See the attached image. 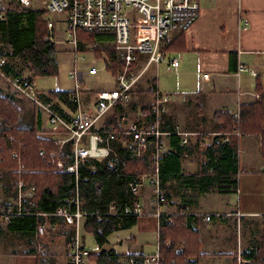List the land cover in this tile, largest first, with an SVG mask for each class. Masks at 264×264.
<instances>
[{
  "label": "trees",
  "instance_id": "trees-1",
  "mask_svg": "<svg viewBox=\"0 0 264 264\" xmlns=\"http://www.w3.org/2000/svg\"><path fill=\"white\" fill-rule=\"evenodd\" d=\"M31 6V5H30ZM42 10L19 3L11 4L5 10L4 18H0V70L5 75L23 77L28 73L27 81L35 80L38 76H53L58 74L57 61L58 44L46 36L40 37L37 22L40 20ZM47 26V24H46ZM86 39L95 42L94 53L96 58L103 61L106 66L119 65L114 48V34L101 32L90 35ZM166 46H164L165 48ZM238 58L231 52L230 70L236 71ZM149 86L135 90L127 104H118L110 111L109 117L113 122L123 114L134 111L139 105L147 104L151 100L153 90L157 86V78L149 77ZM256 90L260 96L251 102L240 104L236 114L228 110H215L213 113L214 130L229 132V139L223 141L221 135L209 136L206 141L203 136H197L188 145L180 142L177 134L167 136L164 151L159 165V173L164 188V193L173 204V198L178 197L180 212L172 215V221L161 220L158 230V248L161 264H192L197 260L189 259L188 247L178 248L185 240L177 241L175 237V224L182 215L191 218L188 214L197 206L199 197L208 192L229 193L235 192L239 187L238 174L240 173V148L239 135L255 134L261 138V155L264 159V88L260 78L256 79ZM71 89L39 90V97L43 101H53V108L63 117L70 118L58 102L64 103L70 113L77 109L71 97ZM16 92L6 93L0 87V152L9 151L16 159L13 152H17L21 160L12 162L0 154V168L8 169L6 177L9 187L12 188L17 179H23L28 185H34L32 210L23 214L14 215L12 226L25 231L33 232L44 220L36 211L54 212L67 197L77 193L81 197L82 207L89 213L85 229L92 230L101 249L91 254L95 264H119V257L125 253L117 252L113 247L102 248L108 236L121 228L132 227L137 218L133 214L124 212V206L130 197L129 181L137 174L151 170L152 147L142 157L122 159L114 164L108 157L104 161H83L79 167V179L75 173L68 172L67 166L72 162L73 151L71 141L56 155L50 152L57 151L58 145L54 142L57 131L44 126L45 114L35 102H26ZM146 107V105H144ZM166 114V113H165ZM164 114V115H165ZM164 118V117H163ZM176 125V124H175ZM172 128L164 130H175ZM205 131V130H199ZM44 148L45 155L39 153ZM191 150V151H189ZM197 151L198 163L196 172H185L182 158L185 152ZM23 169L18 171L19 164ZM115 202L117 214H109V205ZM26 203V202H25ZM103 218L98 219V214ZM163 213L162 215H164ZM215 216V215H213ZM164 218V216H162ZM49 223L56 225V231L67 236L70 240L73 232L62 218L50 216ZM65 232V233H64ZM170 242V245L167 242ZM166 250L162 252V247ZM178 246V247H177ZM261 245L243 249L241 255L250 260L241 264H260L259 256L264 255ZM169 252V249H173ZM38 264H52L47 251H38ZM203 254V253H201Z\"/></svg>",
  "mask_w": 264,
  "mask_h": 264
},
{
  "label": "built area",
  "instance_id": "built-area-1",
  "mask_svg": "<svg viewBox=\"0 0 264 264\" xmlns=\"http://www.w3.org/2000/svg\"><path fill=\"white\" fill-rule=\"evenodd\" d=\"M34 1L39 3L42 10L65 13L64 38L55 37L57 25L53 19L46 21L50 31L46 37L56 43H70L75 59L69 76L74 80L71 97L77 110L68 119L53 108V101H43L39 97L35 80L27 81L20 76H8L22 95L42 108L47 122L57 131L54 142L58 145V150L50 152V155H56L71 141L73 159L66 170L75 173L79 179V167L83 161L93 164L94 161H104L110 157L113 163L117 164L122 159L142 157L151 146V170L137 174L129 181L131 191L124 212L136 217L151 214L157 217L159 223L162 219L172 221V215L175 213L167 211L170 202L164 193L159 173L160 160L166 150L165 137L177 134L180 142L188 145L200 135L208 141L209 136L219 134L223 141H227L229 132L187 130L179 124L175 125V130H164L163 117L168 109L170 95L162 92L158 85L153 90L150 101L143 96L149 103L139 105L134 111L121 115L116 122H113L109 115L116 105L129 103L138 87L137 84L145 79L144 76L151 66L164 62L173 66L179 64L178 57L168 56L164 40L172 31L190 30L200 14L198 0H0V18H4L5 10L11 4L32 6ZM127 7L136 9L147 23L135 27V21L126 13ZM101 32L114 34V48L119 65L114 67L109 63L107 67L99 59L101 65L90 64L84 68L82 64L87 63V53L98 59L94 53L95 42L86 37ZM113 69L114 87L95 88L83 83L85 74H97L101 70L110 72ZM244 70L257 74L244 63L238 62L237 72ZM208 75L205 73L204 77ZM146 82L149 83L148 79ZM146 87L148 86L143 88ZM82 91L93 92L94 111L91 114L81 106ZM39 153L45 155L46 151L42 148ZM146 185L151 187L149 200L153 205L152 210L144 209L139 194L140 188ZM34 190V185H28L20 179L14 209L1 213L9 219L13 215L32 210ZM117 212L116 203L111 202L108 213L114 215ZM163 213L165 214L162 215ZM36 214L44 217L37 227V234L41 237H47L56 230V225L49 223L52 215L62 218L65 224L71 227L73 234L69 240L68 264H95L91 258L92 251L82 236V227L89 213L82 207L78 193L65 198L54 212L36 211ZM213 215L208 213L203 216L209 220ZM97 217L103 218L100 213ZM167 244L170 245V242ZM119 264H161L159 248L153 253L125 252L119 257Z\"/></svg>",
  "mask_w": 264,
  "mask_h": 264
},
{
  "label": "crops",
  "instance_id": "crops-1",
  "mask_svg": "<svg viewBox=\"0 0 264 264\" xmlns=\"http://www.w3.org/2000/svg\"><path fill=\"white\" fill-rule=\"evenodd\" d=\"M198 2L200 14L190 30L172 31L164 40V46L171 45L175 50L181 51V58L173 56L178 57L177 66L195 68L201 73L203 82L191 99L196 101L200 116L192 121L191 112L187 113L186 109L168 103L163 118L165 128L179 124L187 130L212 131L215 110H228L236 114L241 103L254 101L260 96V92L256 90L257 78L261 79L264 88V0H198ZM231 52L236 53L238 62L244 63L257 74L254 75L247 70L239 73L237 70H230ZM205 73L209 75L204 77ZM28 75V73L24 75L25 80ZM137 85V89L144 87L141 86V81ZM134 94L138 95L136 92ZM58 104L69 117L72 116L73 113H70L64 103ZM205 109L211 111L210 119L205 115ZM165 140L169 141L167 137ZM239 140L240 198L237 206L232 205V195L235 192H208L205 194L214 196L215 205L212 207L204 205L206 199H203L201 204L200 197L197 206L193 208L196 211L188 213L190 215L198 212L201 219L196 218L197 215H190V219L185 214L182 215V223L186 228L195 230V240L201 248V251L198 249L194 254L188 255L193 260L199 261V258H202L211 260V264L214 262L222 264L232 257V254H229L231 247L234 249L238 247L239 250L241 248V252L243 249L258 245L264 249V159L261 155V138L255 134H241ZM252 147L258 151L256 155L247 153ZM189 151L185 152L182 158L183 168L191 155L192 163H195V154ZM141 199L145 210L153 209L149 195L141 196ZM174 209H177L175 205ZM207 213L215 216L206 220L203 215ZM13 220V218L8 221L0 220V264H38V251L51 252V255L46 254L43 257H49L52 264H56L51 245H47V238L39 236L37 229L26 233L13 227ZM133 227L138 228L141 242L140 245L136 244L138 238L131 235L137 250L127 252H156L158 244L154 250H146L150 245L149 240L141 237L151 232H157L158 235L157 217L151 214L140 216L136 224L128 228ZM230 227H233V232L230 231ZM65 239L68 240L67 236ZM185 247L186 242L179 246ZM187 249L191 250L190 247ZM202 252L210 254H201ZM242 258L243 263L250 262L243 255ZM66 261L68 264L69 245ZM261 263L264 264V255Z\"/></svg>",
  "mask_w": 264,
  "mask_h": 264
},
{
  "label": "rangeland",
  "instance_id": "rangeland-1",
  "mask_svg": "<svg viewBox=\"0 0 264 264\" xmlns=\"http://www.w3.org/2000/svg\"><path fill=\"white\" fill-rule=\"evenodd\" d=\"M29 7H35L36 9L39 8V3L33 2L32 6ZM42 10V9H41ZM126 13L132 18L133 24L136 27L138 24H146L147 20L144 19V17L134 8L127 7ZM48 19H53L57 25L55 29V37L57 39L64 38L65 34L63 31L64 23H65V13L64 12H49L46 10H42L40 20L37 22V28L39 29V36H46L50 34V31L48 30L46 26V21ZM0 43L2 41L0 40ZM58 44V53H57V61L59 65V70L57 75L53 76H38L36 79V85L39 90H56V89H72L74 87V80L70 78L69 76V70L73 69L75 65V59L73 57V53L71 51V44L68 42H57ZM167 54L169 57H173L174 55L180 56V52L178 50H175L174 47L171 45H166ZM181 58V56H180ZM87 64H82L84 68H87L90 63L94 62L96 65L102 64V62L99 61V59H95L92 57V54L87 53ZM1 60V59H0ZM1 62V61H0ZM115 73V69H113L110 72H107L105 70H101L97 74H85L83 83L87 85L94 86L95 88H109L115 86V81L113 79ZM26 75V73H25ZM156 75L157 78V85L159 89L162 92H166L170 95V102L169 105L174 103L178 108L186 109L187 113L191 112L190 118L192 121H195L199 118V113L196 108V101H192L191 99L194 97V93L197 90V88L202 84L203 77L201 73L195 69V68H184L182 66H173L170 63H161L159 65L154 64L151 66V68L147 71L146 75L144 76L145 79L141 81V86H149V83L146 82V80H149V77L153 78V76ZM8 76L11 75H5V72L2 73L0 70V87L4 90L6 93L16 92L19 94L22 98L25 99L26 102H30L24 95H22L14 86L12 82V78H8ZM24 80V76L22 77ZM28 80V79H27ZM16 94V95H17ZM93 99L94 95L93 92L88 91H82L81 92V106L88 112L93 113L94 111V105H93ZM205 115L208 117V119L211 118V111L209 109H205ZM189 118V117H188ZM44 126L46 128H49V123L47 122V118L45 117V123ZM214 130V129H213ZM211 131V130H208ZM241 152V151H240ZM4 155L7 160H12V162L21 160L19 154L17 152H13V155L16 156V159L11 156V153L9 151H3L0 152V154ZM247 153H252V155H256L258 151L255 149V147H252V149H249ZM195 154V163H192L191 156H189L188 161H185V172L191 173L196 172V164L198 163V153L197 151ZM242 154V153H241ZM18 158V159H17ZM24 164L21 163L18 166V171L23 169ZM9 171V168L1 169L0 168V220L1 221H8L9 219L6 218L4 214L1 212L10 211L14 209V202L16 198V193H18V184L20 182V178L17 179L16 183L12 188H10L8 184V180L6 177V173ZM238 190H240L238 188ZM235 191V194L232 195L233 198V206H237L240 198V192ZM151 193V187L146 185L140 188L139 194L141 196H147ZM201 204L202 200L206 199L203 204L207 206H214V196L212 195H201ZM199 197V199H200ZM178 204L180 205L179 198L174 197L173 198V204H169L167 206V211L170 213H178L180 212V209L178 208ZM174 205L177 209H174ZM166 208V207H165ZM196 211V210H192ZM190 211V212H192ZM193 214H200L198 212H193ZM208 214V213H207ZM205 215V214H204ZM178 220V223L175 224V237L177 238L176 242H179L180 240H185L186 246L190 247L191 250L188 252V254L192 255L195 252L198 251V249L201 251L200 246L197 245L195 240V230H191L185 227V224L182 223L181 218L175 217ZM200 227V226H199ZM230 231L233 232V227H230ZM65 233V232H64ZM234 234L235 228H234ZM131 235H135L138 240L136 241V244L140 245L141 239L140 233L138 231L137 227L133 228H121L117 231L112 232L108 236L109 242L105 243L102 248H111L113 247L117 252H127L131 250H137L136 244H134V239L131 237ZM82 236L83 239L86 241L87 246L91 249L93 252H97L101 249L99 244L97 243L94 234L92 233V230L85 229L84 224L82 227ZM47 238V239H46ZM66 235L64 236L63 233H59L56 230H54L52 233H49L46 239L47 245H51V249L54 253L52 255L55 258L56 264H67L66 258H67V247L69 245V241L66 239ZM145 240H149L150 245L146 247V250H154L156 247V244H158V235L157 232H151L145 234L143 237ZM68 244V245H67ZM178 247V246H177ZM179 248V247H178ZM166 248L162 247V252H164ZM49 251V250H48ZM169 252H173L174 248L171 250H168ZM51 253V252H50ZM49 252L48 254L51 255ZM203 254L207 255L210 253L202 252ZM230 255L232 254V257H230L227 262H223L222 264H241L243 262V258L241 255V248L231 247L230 248ZM263 255L259 256L260 264L262 261ZM93 258V257H92ZM191 259V258H189ZM197 264H211V260L209 259H202L199 258V261H197ZM215 264V262H214Z\"/></svg>",
  "mask_w": 264,
  "mask_h": 264
}]
</instances>
